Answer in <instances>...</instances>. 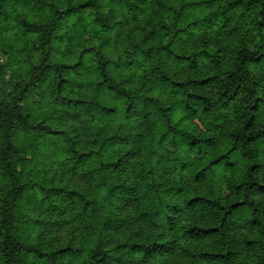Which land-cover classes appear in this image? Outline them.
Returning a JSON list of instances; mask_svg holds the SVG:
<instances>
[{
	"label": "trees",
	"instance_id": "trees-1",
	"mask_svg": "<svg viewBox=\"0 0 264 264\" xmlns=\"http://www.w3.org/2000/svg\"><path fill=\"white\" fill-rule=\"evenodd\" d=\"M0 38V264H264V0H0Z\"/></svg>",
	"mask_w": 264,
	"mask_h": 264
},
{
	"label": "rangeland",
	"instance_id": "rangeland-1",
	"mask_svg": "<svg viewBox=\"0 0 264 264\" xmlns=\"http://www.w3.org/2000/svg\"><path fill=\"white\" fill-rule=\"evenodd\" d=\"M112 5V4H111ZM118 8V7H117ZM120 19H132L131 16H120ZM67 38H77V35L74 32H70L66 35ZM63 51V50H62ZM0 58L2 63L8 67V73L6 76V80L9 82H16L17 80H19V70L21 71V69H24V72L28 70V63L26 64L25 60H17L14 58V55H12V50L11 48L8 47L7 44H5L3 42V40L0 38ZM57 58H61V52L58 51L57 53ZM22 61H23V66H22ZM128 59L124 58L122 60V64L125 65L126 63H128ZM12 66V67H11ZM19 66L22 67L21 69H19ZM18 71V72H17ZM21 74V73H20ZM55 149V146H53L52 144L49 146V152H48V156H56V153L59 150V147H56V150L53 151ZM57 162H59L60 160L57 159Z\"/></svg>",
	"mask_w": 264,
	"mask_h": 264
}]
</instances>
